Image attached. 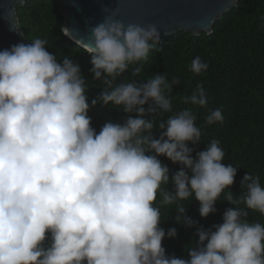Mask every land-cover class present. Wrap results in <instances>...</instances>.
Wrapping results in <instances>:
<instances>
[{"label":"clouds","instance_id":"1","mask_svg":"<svg viewBox=\"0 0 264 264\" xmlns=\"http://www.w3.org/2000/svg\"><path fill=\"white\" fill-rule=\"evenodd\" d=\"M90 37L85 49L93 79L107 77L99 101L128 114L99 132L89 116L98 101L89 104L79 64L68 56L58 61L40 38L0 51V264H264V223L246 219L248 210L264 216L260 177L246 173L242 193L234 195L237 167L223 163L217 139L193 158L189 143H201L202 132L192 108L157 123L158 115L172 112L178 81L156 74L146 83L116 82L130 65L148 60L161 40L158 27L109 15L91 27ZM207 69L196 57L189 70ZM141 71L136 67L131 76ZM183 102L206 108L204 86ZM223 119L216 108L205 123ZM158 157L180 170L170 179ZM170 183L174 191L163 187ZM222 194L244 207L226 209L212 229L198 227L188 259L167 255L162 242L177 229L160 227L161 207L176 205V222L195 227L198 221L179 202L198 201L206 218Z\"/></svg>","mask_w":264,"mask_h":264},{"label":"trees","instance_id":"2","mask_svg":"<svg viewBox=\"0 0 264 264\" xmlns=\"http://www.w3.org/2000/svg\"><path fill=\"white\" fill-rule=\"evenodd\" d=\"M21 30L29 44L40 38L45 40L47 50L56 55L58 61L65 56L79 64L81 73L86 79L89 104L97 99V105L91 108L89 116L92 126L99 132L109 120L123 122L127 115L113 104L103 106L99 97L105 88L104 79L94 80L90 69L91 56L85 49L70 40L63 32L65 24L58 0H27L25 6L18 7ZM264 0H240L239 4L219 22L210 35L191 36L178 33L163 44H157L150 52L147 61L130 65L117 78V83L125 80L130 82H147L156 74H166L169 81L176 80L172 90V112L156 117L157 123L183 109L192 108L197 116L196 125L201 128V143L189 147L196 152L203 151L213 139L220 142L225 152V165L237 167L235 183L230 190L234 195L242 193L241 179L248 174L258 175L264 186ZM200 57L208 64L207 71L200 75L193 74L189 69L193 59ZM142 71L136 77L131 76L134 68ZM198 84H202L209 98L206 108H198L185 104L184 97H190ZM146 109L148 105L144 106ZM222 110L223 122L211 125L205 123V116L212 109ZM135 115V114H132ZM145 118L151 119V115ZM160 133L158 124L154 135ZM170 169V179L180 170L181 165L172 163L166 157H158ZM174 191V186L163 185ZM227 191V190H226ZM159 195L157 202H159ZM187 208V215L198 221L195 227H188L176 222L178 215L176 205L162 206L160 227L167 232L175 227L177 236L165 238L163 246L166 254L188 259L187 248L195 247L198 241V227L205 230L223 223L226 209L241 207L243 204L231 205L218 200L216 212L208 217L199 214V202L195 200L181 201ZM246 218L249 222L264 223V216L259 212L248 210Z\"/></svg>","mask_w":264,"mask_h":264},{"label":"water","instance_id":"3","mask_svg":"<svg viewBox=\"0 0 264 264\" xmlns=\"http://www.w3.org/2000/svg\"><path fill=\"white\" fill-rule=\"evenodd\" d=\"M64 15V34L85 49L90 29L106 16L125 24H155L161 31L159 44L178 33L210 35L214 27L240 0H58ZM27 0H0V51L29 44L19 22L18 7ZM86 50V49H85Z\"/></svg>","mask_w":264,"mask_h":264}]
</instances>
